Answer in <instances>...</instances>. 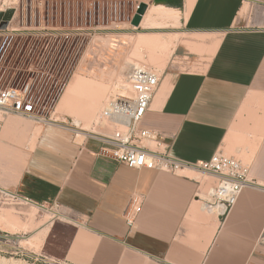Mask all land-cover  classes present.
<instances>
[{
  "label": "crops",
  "instance_id": "obj_1",
  "mask_svg": "<svg viewBox=\"0 0 264 264\" xmlns=\"http://www.w3.org/2000/svg\"><path fill=\"white\" fill-rule=\"evenodd\" d=\"M165 4L186 14L175 32H141L178 35L166 41L142 126L185 162L206 161L218 149L238 156L249 180L220 217L203 207L216 180L211 173L133 169L94 137L76 141L62 122L36 125L0 113V192L57 211L29 239L58 263L264 264V0ZM148 13L137 28L148 26ZM169 56L201 67L179 70ZM136 195L140 210L130 223Z\"/></svg>",
  "mask_w": 264,
  "mask_h": 264
},
{
  "label": "rangeland",
  "instance_id": "obj_2",
  "mask_svg": "<svg viewBox=\"0 0 264 264\" xmlns=\"http://www.w3.org/2000/svg\"><path fill=\"white\" fill-rule=\"evenodd\" d=\"M90 1H96L92 4L95 8H89ZM105 1L0 0V10L14 9L7 28L0 29V87L25 91L24 103L36 116L66 124L76 135V141L111 132L103 111L114 99L116 90L119 91V88L115 91L111 88L116 81H129L136 67L153 69L161 78L163 62L160 66L157 61L150 60V51L145 46L136 48L140 52L135 53L133 45L137 34L175 32L186 14L185 7L183 11L161 13L151 10L146 18L150 21L148 26L133 28L128 23L118 22L126 21L131 13L130 0L121 3L120 7ZM98 4H101L100 9ZM113 20L115 24H111ZM168 61L179 70H199L201 67L192 62L170 59V56ZM76 75L104 82L111 88L104 98L106 101L103 100L100 110L97 109L99 113L96 111L87 123L91 128L88 130L82 129V121L76 122L78 118L70 109L59 107L60 97ZM38 123L36 125L43 124ZM224 153L231 155L226 150ZM7 215L18 219L20 225L7 219ZM57 215L54 209L24 205L0 192V258L4 260L0 259V264H65L39 252L38 242L29 239L30 231L42 223L46 224L43 230L46 231ZM5 236L12 237L9 244H3ZM27 250L36 253L39 260L28 259Z\"/></svg>",
  "mask_w": 264,
  "mask_h": 264
},
{
  "label": "built area",
  "instance_id": "obj_3",
  "mask_svg": "<svg viewBox=\"0 0 264 264\" xmlns=\"http://www.w3.org/2000/svg\"><path fill=\"white\" fill-rule=\"evenodd\" d=\"M127 0L105 1L114 3L115 7ZM132 11L126 17L128 23L136 14L141 3L147 5V9L155 0H130ZM104 2V1H102ZM90 1V9L95 8ZM101 4H98L100 9ZM108 7V3H107ZM147 11V10H146ZM116 22L113 20L112 23ZM115 24V23H114ZM133 28H137L131 25ZM7 28V27H6ZM130 95L123 96L124 101H109L103 113L105 119L113 120L115 123L111 132L106 135L92 136L104 144L108 155L117 162L133 169L147 168L155 171L179 174L184 169L194 168L200 172L215 175L214 185L209 190V199L203 202L206 211L225 217L238 200L246 183L249 180V166L242 160L225 154L222 150H216L210 159L197 163L185 162L172 156L164 145L162 136L152 129L142 126V119L149 107L150 101L159 85L160 75L153 69L144 68L142 71L137 67L131 74ZM25 101V91L0 87V112L3 115L19 114L40 123L55 122L36 116ZM120 103V104H119ZM119 104V105H118ZM9 194L14 200L26 202L25 199ZM141 197L136 195L131 199L130 207L126 211V219L132 223L135 214L140 210ZM12 237L5 236L3 244H9ZM27 258L35 261L39 256L29 250L26 251ZM42 260V259H41ZM43 261V260H42Z\"/></svg>",
  "mask_w": 264,
  "mask_h": 264
},
{
  "label": "bare ground",
  "instance_id": "obj_4",
  "mask_svg": "<svg viewBox=\"0 0 264 264\" xmlns=\"http://www.w3.org/2000/svg\"><path fill=\"white\" fill-rule=\"evenodd\" d=\"M165 5H166L165 0H155L151 4V6L147 9V11H149V9L152 8L153 10L157 11L158 13L165 12L166 11ZM168 10H169V8H168ZM147 11L145 13H148ZM145 13L143 14V16L145 15ZM143 16H142V18H143ZM144 19H145V16H144ZM171 35L161 36L159 34H153V33L150 34V33H141L140 32L137 35V38H136V41L134 44V48L138 49V47H141V46H143V47L145 46L146 48H149L150 49L149 50L150 53H148V54H150V57L148 56L149 59L154 61V62L157 61L159 63V65H160V62H163V63H161L162 66L160 65L163 69V67H164L163 52L165 50L164 47L166 46V41L170 42V41H173V39L178 37L177 34L176 35L174 34L172 36ZM135 49H134V51H135ZM137 49H136L135 53L140 52ZM161 67H160V69H161ZM137 69L142 71L144 69V67H137ZM129 78H130L129 81L128 80H119V81H116L115 86L112 87L113 84L111 85V88L114 89V91L116 90V88H119V91L116 90V92H115V96H116L115 100L124 101L123 96L130 95V93H131V91H130L131 82L133 81V79H131V77H129ZM120 79H122V78H120ZM109 88H110V85H108L104 82H100V81L91 79L89 77L87 78V77H83L81 75H78V76L76 75V77H74L69 82L64 93L60 97L59 107H65V108L70 109L72 111V113L74 115H76L75 117L78 118V119H76L77 120L76 122L82 121V123H83L82 129L88 130L90 128V125H88L87 123L93 118L97 109L100 108L99 106L101 105L102 101L105 100L104 98L107 96L108 91L111 89V88L110 89ZM113 93L114 92H112V94ZM98 110H100V109H98ZM106 110H104L103 113ZM65 111H67V110H65ZM106 121L109 124V125L107 124L109 128H111V129L114 128L115 123L113 120L108 121L106 119ZM105 127H107V126H105ZM93 129H92V131H93ZM78 133H80V132H78ZM81 134L85 135V133H81ZM7 216H8L7 219H10L12 222L20 225V223L17 221L18 219L16 220V219L12 218V216H10V215H7ZM17 224H16V226H18ZM2 261H4V260H2Z\"/></svg>",
  "mask_w": 264,
  "mask_h": 264
},
{
  "label": "water",
  "instance_id": "obj_5",
  "mask_svg": "<svg viewBox=\"0 0 264 264\" xmlns=\"http://www.w3.org/2000/svg\"><path fill=\"white\" fill-rule=\"evenodd\" d=\"M146 10H147V5L145 3H141L136 11V14L131 20V25L135 27H139L140 22L142 20V16L146 12ZM13 14H14L13 8H8L4 11L0 10V29H5L8 26V23L12 18Z\"/></svg>",
  "mask_w": 264,
  "mask_h": 264
}]
</instances>
